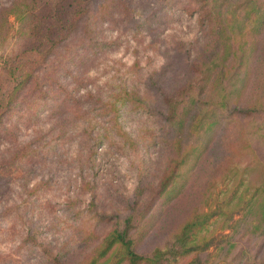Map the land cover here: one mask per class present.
<instances>
[{
  "label": "rangeland",
  "instance_id": "374dc122",
  "mask_svg": "<svg viewBox=\"0 0 264 264\" xmlns=\"http://www.w3.org/2000/svg\"><path fill=\"white\" fill-rule=\"evenodd\" d=\"M86 15L92 30L85 37L73 32L38 72L45 99L29 94L1 126L0 161L16 147L27 151L35 144L38 152L32 163L30 152H18L17 174L6 167L0 179V264H49L57 251L72 264L88 249L78 243L79 234L93 228L99 239L111 225L96 214H123L130 201L144 199L172 155L162 97L190 75L188 63L213 40L199 20L197 0H92ZM254 37L260 48L253 53L239 107L253 99L264 77V26ZM72 97L77 101L69 102ZM238 115L221 121L198 160L185 162L157 198L154 223L140 249L157 243L199 201L209 174L220 179L225 157L237 168L228 171L226 184L215 180L213 195L229 201L225 207L234 218L240 216L239 194L251 193L264 142L257 131L247 138L257 156L247 145L238 148L242 136H249ZM31 220L37 231L26 236ZM221 224L222 214H216L209 228L220 233ZM259 239L250 250L244 245L234 261L264 264V235Z\"/></svg>",
  "mask_w": 264,
  "mask_h": 264
},
{
  "label": "trees",
  "instance_id": "16d2710c",
  "mask_svg": "<svg viewBox=\"0 0 264 264\" xmlns=\"http://www.w3.org/2000/svg\"><path fill=\"white\" fill-rule=\"evenodd\" d=\"M91 2H0V127L7 114L29 94H35V99H45L46 89L42 91L44 82L38 72L73 32H80L85 37L92 30L86 24ZM197 2L199 20L213 35V40L188 63L190 75L162 97L165 130L171 133L165 140L172 151L166 170L144 199L130 201L125 213L96 214L95 218L102 217L111 225L99 239L93 228L83 229L85 233L79 234L78 243L88 249L72 264H237L234 257L236 259L244 252V245L250 250L252 243L260 242L259 238L264 235V158L258 165L260 174L251 182L249 197L245 198L246 189L239 194L243 204L240 216L234 218V211L225 207L229 201L225 198L218 201L213 195L215 180L226 184L228 171L237 168V165L227 163L225 157L221 165L224 173L220 179L212 177L213 174L207 176L199 201L190 207L174 228L148 249L139 248L142 238L154 223L152 208L157 198L179 175V169L185 162L194 164L198 160L221 121L227 123L240 114L249 127L246 129L249 136H242L245 141L241 140L238 148L247 145L255 154V143L252 139L247 141V138H253L257 131L261 132L259 138L264 142V77L255 85L253 99L240 107L238 103L249 82L253 53L260 48L254 36L264 26V0ZM94 15L97 20L99 15ZM246 34L251 35L250 41ZM76 101L72 97L69 102ZM35 146L28 147L27 151L26 146L16 147L7 159L0 161V179L8 172L6 167L17 174L18 152L23 151V156L30 152L29 162L32 163L38 152ZM251 163L249 161L241 168H247ZM208 166L211 168V163ZM227 189L226 185L224 192ZM18 214L22 218V214ZM216 214H222V224L218 227L224 231L220 233L214 232L217 227L209 228ZM33 223L31 220L26 236L36 233ZM243 234L245 238L241 243L239 238ZM211 255L213 258L210 260ZM49 264L68 263L57 251Z\"/></svg>",
  "mask_w": 264,
  "mask_h": 264
}]
</instances>
